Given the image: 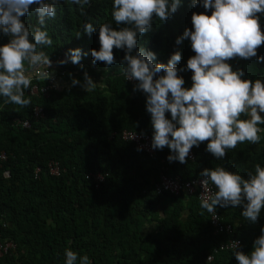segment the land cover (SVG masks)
Here are the masks:
<instances>
[{"label": "trees", "instance_id": "obj_1", "mask_svg": "<svg viewBox=\"0 0 264 264\" xmlns=\"http://www.w3.org/2000/svg\"><path fill=\"white\" fill-rule=\"evenodd\" d=\"M112 3L90 0L82 11L71 0H59L55 18L47 19L43 28L53 40L50 47L43 48L52 61L50 69L65 72L58 75L59 89L47 97H34L27 89L25 98L32 103L23 108L5 104L0 97V153L7 157L0 167V241L15 245V250L0 258V264H64V252L69 248L78 256L87 255L90 264H238L234 250L214 253L215 249L232 238L240 241L236 251L249 254L264 228V208L253 223L241 215V206H217L215 212L232 225L233 232L216 235L209 213L195 195L157 194L155 184L160 173L184 182L216 167L247 179L256 164L264 167V131L259 143H238L222 159L208 153L207 142H203L190 150L193 159L186 158L184 164L169 162L167 147L149 155L124 140L123 131L152 137L153 129L145 95L134 92L135 85L121 71L124 50L113 49L116 63L111 66L92 63L90 50L100 48L99 26L109 23L114 30L124 26L113 21ZM32 7L31 14L21 18L30 30L39 27ZM194 12L205 10L193 7L192 0H182L166 22L153 16L152 30L138 35L137 47L155 53L154 63L163 64L179 51L181 60L176 67H186L195 53L189 40L179 45L175 40L185 28L192 29ZM258 15L264 32V15ZM86 23L97 31L90 36L83 33ZM8 41L0 33V46ZM70 49L86 55L79 65L70 61L58 65ZM257 55L264 57V44ZM228 63L234 71L244 72L242 79L264 83V62L253 57ZM85 72L97 84L92 92L71 85L72 79L83 83ZM178 75L184 79V87L190 88L191 71ZM36 107L44 112L37 121L32 117ZM260 115L264 117V113ZM166 117L170 119V114ZM14 119L28 120L30 127H16ZM259 127L264 129V125ZM53 161L60 166L59 176L49 173ZM6 171L10 178L4 176ZM95 173L103 176L102 182L94 181L91 175Z\"/></svg>", "mask_w": 264, "mask_h": 264}, {"label": "clouds", "instance_id": "obj_2", "mask_svg": "<svg viewBox=\"0 0 264 264\" xmlns=\"http://www.w3.org/2000/svg\"><path fill=\"white\" fill-rule=\"evenodd\" d=\"M89 2L71 0L82 11ZM58 3L59 0H0V33L9 37L8 43L0 46V97L5 104L30 106L32 101L25 98V91L30 88L33 76L42 81L54 79V71H49L52 61L43 50L53 40L43 28L47 19L55 18ZM181 3L182 0H113V21L124 26L119 30L109 23L99 26L100 48L90 50L92 63L111 66L116 63L113 49L124 50L120 61L124 78L136 81L131 83L135 85L133 91L146 97L145 110L150 114L153 129L151 149L167 147L171 153L167 160L184 164L194 146L207 142L206 151L222 159L238 143H259V134L264 131L259 127L264 125V117L260 115L264 113V83L259 79L254 82L242 79L244 72L234 71L228 63L236 58L253 57L264 62V57L257 55V49L264 44L258 15H264V0H192L193 7H203L205 13L211 14L192 13V29L185 28L176 38L177 45L189 40L195 53L186 67L178 69L179 51L171 55L167 64L154 63L156 54L138 48L137 38L152 30L153 16L166 22ZM32 6L39 27L30 30L21 18L31 14ZM95 31L97 28L91 23L84 25L83 33L90 36ZM82 55L86 54L80 49H70L57 64L70 61L79 65ZM185 71L192 73L190 88L184 87L185 81L178 75ZM71 85H79L85 92H92L97 86L87 72L83 83L72 79ZM200 175V183L208 193L201 199L202 209L215 217L217 206H241V215L246 220L253 223L258 220L264 208V167L256 164L247 179L223 167L204 169ZM4 176L10 178L11 173L6 171ZM210 184L215 191L209 188ZM231 244L238 264H264V228L249 254L235 250L239 248L238 241ZM64 257V264H90L87 255L78 256L70 248L65 250Z\"/></svg>", "mask_w": 264, "mask_h": 264}, {"label": "built area", "instance_id": "obj_3", "mask_svg": "<svg viewBox=\"0 0 264 264\" xmlns=\"http://www.w3.org/2000/svg\"><path fill=\"white\" fill-rule=\"evenodd\" d=\"M49 71H54V79L48 80V81H42L38 80L33 76V80H36L38 82H43V84L39 83H33L31 84L28 94L32 95L34 97H47L51 91L59 89V77L58 75H63L65 72L63 70H57L55 68L49 69ZM132 84H136V81H128ZM55 85H58V87H54ZM44 112L41 108L36 107L34 108L32 112V117L35 121L43 118ZM14 126L21 127V128H29L30 122L28 120H20V119H14ZM135 134V138H132V136ZM122 138L124 140H127L128 142L134 143L137 149H140V151L153 155L155 153V150L151 149V140L152 137L148 134H138L131 131H123L122 132ZM6 154L4 152L0 153V167L2 163L6 160ZM188 159H193L192 153H189ZM49 173L53 176H59L61 173L60 166L57 162H50L48 165ZM96 182H102L103 176L100 173H95L91 175ZM202 180V177L195 178L189 181H181L180 179L176 177L168 176L164 173H160L159 180L155 184V191L157 194L162 193H170L173 195H178L180 193H183L186 197L189 196H196L198 200L201 202V199L203 196L207 195L208 193L205 191L204 187L201 185L200 181ZM209 188H211L212 191H215L214 185H209ZM210 217V223L213 227L214 234H226V235H232L233 227L231 224L224 223L221 217L218 215L217 212H215V217L213 214L209 213ZM232 241H238L240 245V241L237 239H229L227 242L221 244L219 249H215L214 253H217L218 251L222 250H234L232 248ZM15 250V245L11 241H0V258L8 255L11 251ZM208 261L212 260V256H209Z\"/></svg>", "mask_w": 264, "mask_h": 264}]
</instances>
